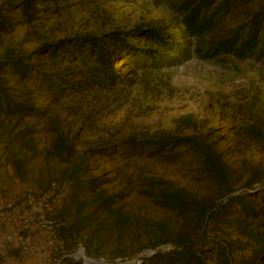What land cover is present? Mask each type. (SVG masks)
<instances>
[{
  "label": "rangeland",
  "instance_id": "rangeland-1",
  "mask_svg": "<svg viewBox=\"0 0 264 264\" xmlns=\"http://www.w3.org/2000/svg\"><path fill=\"white\" fill-rule=\"evenodd\" d=\"M19 1L0 4L11 5L18 19ZM173 3L46 0L37 19L22 20L0 34V60L76 37L101 41L119 32L126 41L113 67L119 74L116 83L64 91L65 97L58 99L48 88L27 83L21 88H29L37 111L30 117L0 115V198L26 203L44 197L52 184L68 186L59 216L67 226L81 229L76 237L83 248L91 244L85 251L89 258L109 263L133 258L151 246L172 244L177 234L197 242L202 233L214 236L242 254L264 240V217L246 218L230 211L217 221L199 224L197 210L218 209L223 203L221 190L202 175L204 159L174 140L191 137L219 155L238 173L235 194L264 186V59L208 57L203 39L190 36ZM262 4L264 0H253L246 8ZM243 20V15L231 14L222 26L232 29ZM146 28L159 31L166 43L129 37L133 30ZM6 78L12 96L18 94L15 77ZM162 139L172 140L170 147L151 155L152 144ZM58 140L73 143L77 154L129 140L138 149L114 158H90L88 153L84 172L75 166L76 155H55L52 147ZM91 178L102 182L96 193L73 189ZM157 182L164 185L155 187ZM164 189L180 195L188 211L164 209L146 193ZM96 194L116 199L105 210ZM233 256L237 262L241 253L233 251ZM20 260L37 264L29 258Z\"/></svg>",
  "mask_w": 264,
  "mask_h": 264
},
{
  "label": "trees",
  "instance_id": "trees-1",
  "mask_svg": "<svg viewBox=\"0 0 264 264\" xmlns=\"http://www.w3.org/2000/svg\"><path fill=\"white\" fill-rule=\"evenodd\" d=\"M54 0H51L53 2ZM173 1L174 9L181 17V23L190 36L203 39L206 45L208 57L214 58L220 55H228L237 60L264 59V4L256 9L246 8L253 0H158ZM46 0H21L18 3L19 18H15L11 5L0 4V34L10 32L22 20L30 23L37 19L36 15ZM56 6L51 11L57 13ZM243 15L244 20L232 29L223 28L224 20L231 14ZM19 20V22H18ZM133 35L151 40L155 44L164 45L166 42L161 33L153 28L135 29ZM205 39V40H204ZM62 40L55 44H46L40 50L31 54H20L16 57H5L0 60V115L11 117H30L34 109L30 103L29 88L22 89L27 83L38 84L44 89H49L52 96L58 98L65 97L64 91L80 92L84 88L103 86L108 82H115L119 78L113 69L117 63V52L126 41L117 32L110 38L101 41L92 37H76L72 41ZM6 75L14 76L20 86L18 94L12 96V92L7 88ZM22 86V88H21ZM177 145L190 146L204 159L202 168L203 176L215 183L221 190L223 203L218 209L203 207L197 210V220L200 225L207 224L208 221H217L224 215H229L230 211L234 215H242L246 218L264 217V186L257 189L250 188L247 184V192L235 194L233 185L239 179L238 173L224 164L219 155L211 152L207 146L204 147L194 141L193 138L174 139ZM172 143L170 139H162L154 145L155 155ZM151 143H147L150 146ZM73 143L58 140L52 147L55 155L60 157L64 154L72 157L76 155L75 166L87 170V155L90 158L104 156L109 158L125 157L127 150L134 152L138 149L134 140H129L122 145H113L105 148H89L77 154L73 149ZM179 155V153L175 154ZM17 163V162H16ZM75 167V169H77ZM78 180H74L76 183ZM102 182L100 179L91 178L85 184H78L75 189L83 193H96ZM155 187H162L164 184L157 182ZM68 190V186H66ZM148 197L155 198V203L169 211L175 209L188 211L184 208V200L176 192L160 190L159 193L146 192ZM100 202L99 206L109 210L116 195L104 197L96 194ZM75 193L71 195L73 199ZM62 206V205H61ZM60 208V207H59ZM56 208L51 217L58 223L59 231L67 243L68 249H76L80 240L77 235L81 232L78 226H67L59 216L60 210ZM201 241H191L189 237L177 234L170 245L171 249L160 251L146 258L142 264H264V240L259 239L257 244L248 249L246 254L243 250L234 248L233 244H226L218 241L214 236L206 237L201 235ZM168 241V240H166ZM160 245V244H159ZM154 245L149 249L153 250L159 246ZM91 247L87 243L84 247L88 251ZM148 249V248H147ZM144 251V249L142 250ZM141 251V252H142ZM233 251L241 253V258L236 262ZM87 254V253H86ZM64 264H80L79 262L65 261Z\"/></svg>",
  "mask_w": 264,
  "mask_h": 264
},
{
  "label": "built area",
  "instance_id": "built-area-1",
  "mask_svg": "<svg viewBox=\"0 0 264 264\" xmlns=\"http://www.w3.org/2000/svg\"><path fill=\"white\" fill-rule=\"evenodd\" d=\"M64 188L52 184L44 197L21 203L0 198V264H23L29 258L37 264H142L152 256L144 250L133 258H119L113 263L87 256L80 245L76 250L67 247L58 223L51 217L65 199Z\"/></svg>",
  "mask_w": 264,
  "mask_h": 264
},
{
  "label": "water",
  "instance_id": "water-1",
  "mask_svg": "<svg viewBox=\"0 0 264 264\" xmlns=\"http://www.w3.org/2000/svg\"><path fill=\"white\" fill-rule=\"evenodd\" d=\"M170 249H171V246L170 245H163V246H159L156 249L151 250V252H152V254H156L157 252L167 251V250H170ZM90 260H93V259H90Z\"/></svg>",
  "mask_w": 264,
  "mask_h": 264
},
{
  "label": "crops",
  "instance_id": "crops-1",
  "mask_svg": "<svg viewBox=\"0 0 264 264\" xmlns=\"http://www.w3.org/2000/svg\"><path fill=\"white\" fill-rule=\"evenodd\" d=\"M23 264H28V263H23ZM29 264H32V263H29ZM35 264V263H34Z\"/></svg>",
  "mask_w": 264,
  "mask_h": 264
}]
</instances>
